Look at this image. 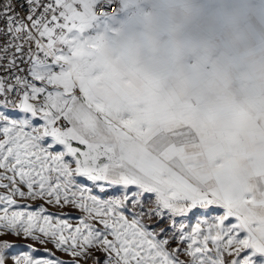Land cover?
<instances>
[{"label":"snow or ice","instance_id":"snow-or-ice-1","mask_svg":"<svg viewBox=\"0 0 264 264\" xmlns=\"http://www.w3.org/2000/svg\"><path fill=\"white\" fill-rule=\"evenodd\" d=\"M54 4L0 0V61H5L0 67L8 73L0 76V264H184L180 255L189 256V264H264V217L241 212L233 202L181 200L125 176L113 177L98 147L51 108L48 84L54 68L41 56L57 19ZM106 187L121 195L93 194L94 188L103 193ZM24 200L38 203L33 208L19 203ZM51 208L82 216L73 226ZM199 209L223 211L187 231L188 225L175 219ZM7 237L43 245L46 255ZM174 244L179 247L173 249ZM55 252L70 259L60 260Z\"/></svg>","mask_w":264,"mask_h":264},{"label":"crops","instance_id":"crops-1","mask_svg":"<svg viewBox=\"0 0 264 264\" xmlns=\"http://www.w3.org/2000/svg\"><path fill=\"white\" fill-rule=\"evenodd\" d=\"M193 3L207 10L213 0ZM91 8L79 15L65 7L67 34L61 40L51 37L53 48L65 51L61 58L70 62L77 85L100 112L73 101L69 114L78 136L109 150L110 172L143 171L146 163L156 173L181 179L185 196L216 205L233 202L241 212L264 217V85L254 96L257 106L249 95L232 100L235 115L225 126L219 125L224 117L208 111L199 125L193 124L178 113L181 103L166 84L165 76L175 71L170 38L160 30L165 25L140 18L148 7L120 4L113 15L94 19ZM86 18L92 30L82 36ZM56 79L64 80L60 75Z\"/></svg>","mask_w":264,"mask_h":264},{"label":"rangeland","instance_id":"rangeland-1","mask_svg":"<svg viewBox=\"0 0 264 264\" xmlns=\"http://www.w3.org/2000/svg\"><path fill=\"white\" fill-rule=\"evenodd\" d=\"M82 4L83 7L93 6V4L88 3ZM120 4L121 7H137L138 9L140 7H148V12L141 13L140 18L165 25L163 28L160 27V30L166 34V37L170 38L171 43L167 45L169 49L167 50L170 52L169 55L173 56L171 60L174 66L172 67V71H175L174 76H165L166 84L174 91L175 98L181 103V107L177 108V111L185 119L199 125L201 118L204 117L203 112L208 111L213 116H216L218 113L217 116L220 118L224 117L225 120L219 123V125H223L230 117L235 115V108H232L233 105L231 104L232 100L237 101L238 98L242 100L247 99V95H249L252 96L250 100H253L251 105H258V100L254 96L261 94L259 93V89L264 85V55L254 56L252 53L256 51L264 52V40L257 37L254 28L250 30V38L238 37L224 26L209 23L208 21L204 22L203 17H200V10H193L189 15L183 17L165 11L166 6L176 4L192 5L194 4L193 0H120L118 7ZM207 6L208 9L211 4L208 3ZM155 8L164 10L156 12ZM84 13L85 9L79 15H83ZM89 13V17L94 19L90 10ZM130 15L134 16L135 13L131 12ZM201 20L202 22H200ZM87 21L88 18L84 20V26L86 27L82 29V36L89 35L92 30L88 29L89 22ZM66 49L68 53L71 50L68 44ZM64 53L65 51L63 50L61 52L58 51L59 57ZM65 62L67 63V67L63 68L59 74L64 79L63 81H57L56 78L59 75L51 74L50 76L51 83L48 84V103L51 108L64 115L71 122L69 111L72 109L73 101L76 100L82 102L100 116V112L95 107L92 99L77 85L78 82L73 75L70 62L68 60ZM81 77H84V75ZM75 85L80 88L83 96L78 97L73 95ZM40 123L42 121L38 122L36 126H39ZM74 146H76L75 142ZM57 148L60 149V146H57ZM98 149L107 160L111 159L108 149L104 147ZM143 169V171L134 170L127 173L110 172V174L113 177L125 176L146 188L157 189L166 196H176L181 200L185 197L184 182L181 179L173 176L170 177L171 174L168 175L166 172L156 173L149 169L146 163H144ZM77 180L83 186L92 187L91 182L83 178L78 177ZM93 194L98 195L101 199H112L121 195L113 187H106L103 193L100 192L99 188H94ZM146 195L151 196L152 194ZM19 203L21 205H31L34 208L38 202L24 200ZM50 211L58 215L63 212L68 219L73 221V226H75L82 216L79 211L72 209L60 210L58 208H51ZM222 211L220 209L211 212L203 209L193 210L192 213L188 214V218L177 216L175 219L178 222L187 224V231L195 227L202 220L211 222L218 215H221ZM228 223L229 221H225L226 225ZM7 239L13 244L25 248L29 244H32V241L26 239H15L13 237H7ZM32 246L42 257L46 255L45 246L38 244H32ZM172 247L176 249L179 246L174 244ZM47 248L51 249L52 245H47ZM244 255V252L240 253L241 257ZM55 256L65 262L70 259L69 256L60 252H55ZM232 258H235V255L229 259ZM179 259L184 264H189V256L180 255Z\"/></svg>","mask_w":264,"mask_h":264},{"label":"clouds","instance_id":"clouds-1","mask_svg":"<svg viewBox=\"0 0 264 264\" xmlns=\"http://www.w3.org/2000/svg\"><path fill=\"white\" fill-rule=\"evenodd\" d=\"M193 10H201L206 21L224 26L238 37L250 38V30L254 28L257 37L264 40V0H213L207 10L198 4L165 7V11L181 17Z\"/></svg>","mask_w":264,"mask_h":264},{"label":"built area","instance_id":"built-area-1","mask_svg":"<svg viewBox=\"0 0 264 264\" xmlns=\"http://www.w3.org/2000/svg\"><path fill=\"white\" fill-rule=\"evenodd\" d=\"M19 2L23 3V0H19ZM119 3L120 0H99L98 2L93 4L91 8V15L94 18H102L105 16L113 15L117 12ZM68 5L75 13L80 14L84 11L83 4H81L78 0H55L54 12L57 19L53 21L52 30L49 34L48 41L44 46L43 53L41 56L42 59L46 57L47 63L53 66L54 71L52 72V74H59L63 68L67 67V63L64 62L61 57H59L57 49L53 48V46L51 45V37L61 39L66 36L67 27L65 24V6ZM24 14L25 13L21 11V15ZM52 14V11L48 13L49 16H51ZM0 27H2V24H0ZM3 42V39H0V44H3ZM25 59H27V57H25ZM4 63L5 61H0V65ZM17 63L21 68L26 67V65L20 64L19 58L17 60ZM0 76H8V73L4 71L3 67H0ZM73 95L78 97L83 96L78 86H74Z\"/></svg>","mask_w":264,"mask_h":264}]
</instances>
